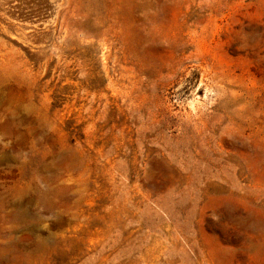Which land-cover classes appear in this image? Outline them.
<instances>
[{"label": "rangeland", "instance_id": "obj_1", "mask_svg": "<svg viewBox=\"0 0 264 264\" xmlns=\"http://www.w3.org/2000/svg\"><path fill=\"white\" fill-rule=\"evenodd\" d=\"M0 264H264V0H0Z\"/></svg>", "mask_w": 264, "mask_h": 264}, {"label": "bare ground", "instance_id": "obj_2", "mask_svg": "<svg viewBox=\"0 0 264 264\" xmlns=\"http://www.w3.org/2000/svg\"><path fill=\"white\" fill-rule=\"evenodd\" d=\"M47 165V164H46ZM50 166V165H49ZM50 168V167H49Z\"/></svg>", "mask_w": 264, "mask_h": 264}]
</instances>
